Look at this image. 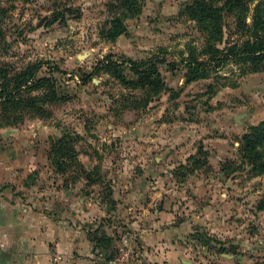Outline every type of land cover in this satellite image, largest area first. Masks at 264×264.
Returning a JSON list of instances; mask_svg holds the SVG:
<instances>
[{
  "label": "rangeland",
  "instance_id": "374dc122",
  "mask_svg": "<svg viewBox=\"0 0 264 264\" xmlns=\"http://www.w3.org/2000/svg\"><path fill=\"white\" fill-rule=\"evenodd\" d=\"M193 1L139 0L141 12L124 16L113 0H0V67L14 77L38 65L59 96L6 114L0 102V193L49 198L57 209L62 197L91 204L82 224L108 249L97 264H162L163 249L175 264H264V174L242 156L243 136L264 121V69L204 55L209 34L188 12ZM227 1L208 0L224 8L222 49L252 35L262 2L229 10ZM123 16L127 31L108 38ZM197 58L205 76L191 80ZM111 61L126 80L104 66ZM133 62L156 65L165 87L129 84ZM66 135L80 136L83 172L70 160L66 175L54 165Z\"/></svg>",
  "mask_w": 264,
  "mask_h": 264
},
{
  "label": "trees",
  "instance_id": "16d2710c",
  "mask_svg": "<svg viewBox=\"0 0 264 264\" xmlns=\"http://www.w3.org/2000/svg\"><path fill=\"white\" fill-rule=\"evenodd\" d=\"M239 0H228L225 3L227 8L232 9L238 6ZM193 5L188 7L190 15L198 20L204 27V30L209 34L208 41L203 52L204 55H210L213 60H217L219 66H223L227 61L248 62L254 65V71L264 69V0L259 4L252 28V35L244 39L242 44L231 43L226 41L224 48L217 47V44L222 45L224 42V8L215 7L208 0H194ZM240 5V3H239ZM112 10H117L120 15H136L141 12V4L139 0H113ZM244 12V11H243ZM123 17H115L111 21V27L106 32L108 38L113 39L127 31ZM249 29V31L252 30ZM114 66V73L118 78L126 77L118 69L119 64L111 61L104 66L110 68ZM145 63H132V71L138 76V79L128 81L135 87L147 88L150 91H159L165 87L162 74L159 72L156 65L152 64L146 69L142 67ZM207 63L195 59L190 65V79L198 80L205 76V67ZM38 65L29 66L21 73L14 77L10 76V71L4 67H0V102L2 103L3 114L12 113L24 106L30 109H42L41 104L45 105L48 102L59 100V96L55 91V83L50 78L38 77ZM207 75V74H206ZM13 86L12 89L10 87ZM45 90V95L42 97H34V91ZM27 93V95L23 94ZM74 137L80 138L79 135L65 137L59 139L52 150V158L58 172L66 175L71 172V165L68 160L74 162L83 172L84 168L78 156L76 149L73 146ZM242 156L252 165L254 171L264 174V121L259 125L253 126L248 133L243 136ZM197 164L200 161H196ZM89 178V177H88ZM260 208H264V200L261 201ZM104 238L111 241L106 235ZM103 241V240H102ZM100 240L99 242L102 243ZM105 243V242H104Z\"/></svg>",
  "mask_w": 264,
  "mask_h": 264
},
{
  "label": "crops",
  "instance_id": "0c3cea01",
  "mask_svg": "<svg viewBox=\"0 0 264 264\" xmlns=\"http://www.w3.org/2000/svg\"><path fill=\"white\" fill-rule=\"evenodd\" d=\"M77 199L74 207L71 198L62 197L65 204L57 209L49 198L0 193V264H97L108 249L90 240L91 231L82 222L88 219L92 206L80 196ZM119 205L116 210L120 212ZM97 206L96 217L106 218L107 210L99 202ZM125 237L121 240L127 243ZM162 251V264H175V258Z\"/></svg>",
  "mask_w": 264,
  "mask_h": 264
},
{
  "label": "built area",
  "instance_id": "2783aa9c",
  "mask_svg": "<svg viewBox=\"0 0 264 264\" xmlns=\"http://www.w3.org/2000/svg\"><path fill=\"white\" fill-rule=\"evenodd\" d=\"M110 264H113V263H110Z\"/></svg>",
  "mask_w": 264,
  "mask_h": 264
}]
</instances>
